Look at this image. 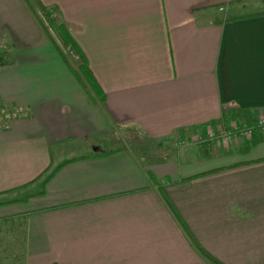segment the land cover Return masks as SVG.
<instances>
[{
    "label": "crops",
    "instance_id": "crops-1",
    "mask_svg": "<svg viewBox=\"0 0 264 264\" xmlns=\"http://www.w3.org/2000/svg\"><path fill=\"white\" fill-rule=\"evenodd\" d=\"M41 1L105 99L27 0H0V106L28 114L0 126V221H25L24 264H212L189 234L222 264H264V0ZM221 124L257 127L245 143L187 142ZM140 135L166 147L142 163Z\"/></svg>",
    "mask_w": 264,
    "mask_h": 264
},
{
    "label": "trees",
    "instance_id": "trees-1",
    "mask_svg": "<svg viewBox=\"0 0 264 264\" xmlns=\"http://www.w3.org/2000/svg\"><path fill=\"white\" fill-rule=\"evenodd\" d=\"M27 7L32 12L33 16L37 20L38 24H40L45 36H47L54 49H56L61 61H63L68 68L69 72L73 74V76L77 79L79 84L83 87L86 95L93 103L102 104L104 101V92L101 90L100 86L97 84L96 79L93 73L90 71L88 66V60H86L83 52L81 51L80 47H78L75 39L69 34L66 26L64 23L59 22L57 17L54 15V10L49 6H45L41 0H27ZM241 16H234L229 18L228 20H236ZM58 36L60 40V44L57 42L55 37L53 36L51 30ZM74 57H72V55ZM13 65V60L10 58L5 51L0 48V68L2 67H9ZM1 108L4 109L5 115L3 116V120L0 122L1 125H5V123L14 118L18 117H26L28 114H24V111L16 106H6L1 105ZM233 117H237L243 120L244 124H248L251 121L249 120V115H247L244 111H239L237 113L231 114ZM5 122V123H4ZM6 128L7 126H2ZM67 161L62 162V164L55 167V169L51 170L46 176L43 181V184L51 178L55 174V171L59 169L62 165L67 164ZM150 180L153 184H156L154 177L150 174ZM161 196L165 199L168 207L173 210L175 216L178 219V216L174 209L172 208L167 196L160 189ZM43 191L40 192L42 194ZM191 242L193 246H195L196 250L200 252L205 258L209 259L212 264H222L218 259L211 256L207 253L202 246L198 245L194 238L189 234Z\"/></svg>",
    "mask_w": 264,
    "mask_h": 264
},
{
    "label": "rangeland",
    "instance_id": "rangeland-1",
    "mask_svg": "<svg viewBox=\"0 0 264 264\" xmlns=\"http://www.w3.org/2000/svg\"><path fill=\"white\" fill-rule=\"evenodd\" d=\"M57 17V15L54 13ZM53 36L60 44V40L58 36L55 35L52 29H50ZM5 115L4 109L0 106V122L3 120V116ZM131 139V140H130ZM129 143L131 144V150L136 156L137 159L141 160L142 163L147 162L144 160V156L149 158V153L152 150H159L166 147V142L164 141H152L148 137L141 136L134 138H130ZM133 140L136 141L137 144L133 146ZM191 140V137L187 141ZM182 143V141H181ZM179 143V144H181ZM194 145V144H193ZM196 145V144H195ZM118 146H123L120 144H109L105 146L106 149H117ZM127 148V147H126ZM141 150V151H140ZM70 152V151H67ZM24 224L25 221H9V222H1L0 221V264H24L25 258V242H24Z\"/></svg>",
    "mask_w": 264,
    "mask_h": 264
},
{
    "label": "built area",
    "instance_id": "built-area-1",
    "mask_svg": "<svg viewBox=\"0 0 264 264\" xmlns=\"http://www.w3.org/2000/svg\"><path fill=\"white\" fill-rule=\"evenodd\" d=\"M72 57L74 56L72 55ZM263 124L264 119H261L259 120L257 126H262ZM256 127L248 125H232L231 127L226 128L223 124H221L216 130L206 128L204 134L199 132L193 133L189 143L196 144L200 147L206 146L210 143H213L217 146L229 145L232 142L245 143L246 140H249L252 137Z\"/></svg>",
    "mask_w": 264,
    "mask_h": 264
}]
</instances>
